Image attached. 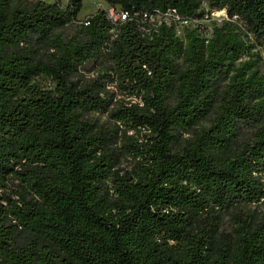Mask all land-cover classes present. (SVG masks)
Returning a JSON list of instances; mask_svg holds the SVG:
<instances>
[{
	"label": "trees",
	"instance_id": "16d2710c",
	"mask_svg": "<svg viewBox=\"0 0 264 264\" xmlns=\"http://www.w3.org/2000/svg\"><path fill=\"white\" fill-rule=\"evenodd\" d=\"M105 2L0 0V264H264V0Z\"/></svg>",
	"mask_w": 264,
	"mask_h": 264
},
{
	"label": "rangeland",
	"instance_id": "374dc122",
	"mask_svg": "<svg viewBox=\"0 0 264 264\" xmlns=\"http://www.w3.org/2000/svg\"><path fill=\"white\" fill-rule=\"evenodd\" d=\"M47 2H53L54 0H45ZM62 7H66L69 0H57ZM83 1V8L78 14V24L81 23V21H84L88 16L94 14L98 9H110V6L105 2V0H82ZM116 14H119L118 10H114ZM208 16L203 18L202 20L198 22L190 23L188 26L183 25L180 22H177V32L179 36L183 35V30L185 27L197 28L198 26H201L199 30L203 32V34H210L212 30L213 23H216L217 25L221 24L223 20L226 19L225 16V10H214L207 14ZM157 20H161L162 17L159 15L156 18ZM78 25H67L63 29L60 30V33L63 35L65 39L71 38L75 35L77 31ZM264 56V50L262 52ZM107 66L97 68L95 70L91 71H82L80 75H78L76 78L81 83H92L95 79L97 80H103L105 84L103 86H100L102 88L101 95L104 97H108L111 99L110 109L114 108H120L121 106H134L136 104H140L139 98H136L134 96H130L126 93V91L120 87L119 83H112L107 78H105V73H108L106 71ZM42 83L47 86H52V83L48 79H42ZM89 119H91L93 122L97 123L99 126H104L105 128L114 129V131H118L120 133V129L118 128V125L114 122V120L109 116L107 113H90L87 115ZM210 121H204L202 122L198 128L201 127H207L209 126ZM129 135H133L136 138H139V141H143V136L146 135L145 131L140 132H133L129 131ZM185 137H189V134H185ZM184 137V138H185ZM124 168H128L129 162L125 161L123 164ZM244 211L248 212L249 214H252L257 219H264V199H262L259 203L251 204L243 208Z\"/></svg>",
	"mask_w": 264,
	"mask_h": 264
},
{
	"label": "built area",
	"instance_id": "2783aa9c",
	"mask_svg": "<svg viewBox=\"0 0 264 264\" xmlns=\"http://www.w3.org/2000/svg\"><path fill=\"white\" fill-rule=\"evenodd\" d=\"M108 11H109V15L113 18V19H115V20H117V19H124L125 17H126V14L125 13H119V14H116V13H114L115 11L114 10H116V9H114V8H112V7H110V9H107ZM159 16V15H158ZM160 16L162 17V19L164 20V21H166V22H168V23H170V22H174V23H176V25H177V22H180V23H182L183 25H186V26H188L190 23H193V22H198V21H200V20H188V19H185V18H182L181 16H179V15H176L175 13H172V12H168V13H166V14H160ZM208 16V15H207ZM206 16V17H207ZM225 16H226V19L228 18L227 17V14H226V12H225ZM202 20V19H201ZM199 28H201V26H198ZM211 33V32H210Z\"/></svg>",
	"mask_w": 264,
	"mask_h": 264
}]
</instances>
